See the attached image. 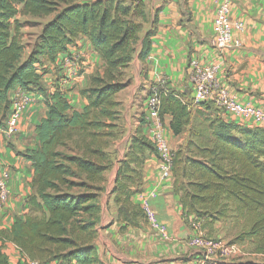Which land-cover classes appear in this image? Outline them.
Returning <instances> with one entry per match:
<instances>
[{
	"label": "trees",
	"instance_id": "trees-1",
	"mask_svg": "<svg viewBox=\"0 0 264 264\" xmlns=\"http://www.w3.org/2000/svg\"><path fill=\"white\" fill-rule=\"evenodd\" d=\"M58 8L22 58L18 27L13 24L18 13L47 16ZM157 20L155 11L151 27L141 37L146 21L142 0H0V130L10 108V90L19 87L39 93L46 107L34 129L36 147L20 153L32 169L27 211L14 216L9 229H0V239L16 245L26 259L40 264H105L94 240L105 173L113 163L109 149L122 133L116 96L130 83L124 76L134 55L146 77L145 61ZM80 37L89 41L102 70L93 72L79 89L85 106L76 110L58 88L48 93L37 65L54 63ZM151 95L158 100L161 123L169 115L175 136L191 135L172 152L171 169L172 189L179 196L186 224L196 220L206 228L232 220L240 226L234 241L248 242L250 253L264 256V128L216 117L212 137L193 140L202 132L190 130L191 102L161 83L150 85L146 96ZM145 122L144 114L128 138L110 191L122 230L144 220L132 197L142 191L147 156H157L155 145L143 132ZM0 264H9L1 250ZM218 264L264 261L233 258Z\"/></svg>",
	"mask_w": 264,
	"mask_h": 264
},
{
	"label": "crops",
	"instance_id": "crops-1",
	"mask_svg": "<svg viewBox=\"0 0 264 264\" xmlns=\"http://www.w3.org/2000/svg\"><path fill=\"white\" fill-rule=\"evenodd\" d=\"M142 1L145 4L146 21L143 23L140 36L142 37L151 27L155 11L158 20L156 33L152 37L151 52L145 61L146 77L141 72L142 63L134 55L130 63L133 71L131 84L118 93V101L122 102L123 93L130 94L132 91L133 98L126 106L124 105V112L128 113L130 118L138 117L136 112L145 114L146 97L140 100V106L134 103L140 84L150 87L152 83H161L170 90L181 92L184 99L191 102L196 76L190 65L191 60L197 59L205 64L215 62L218 58L210 39L213 35L216 6L223 0ZM231 2V18L242 21L244 30L240 33L235 32V37L240 41L239 46L227 48L220 57L215 84L227 89L240 101L251 102L264 108V0ZM69 53L86 56L83 73L76 77L55 62H48L46 66L42 65L45 67L43 76L45 83H42L48 93L58 88L74 109L82 110L85 100L80 96L79 89L85 85L87 72L91 69L88 63H92L93 72L95 65L99 66V63L102 65V62L84 37H80L74 45L69 46L68 52L59 54L56 61ZM21 91L16 87L8 92V96L11 98ZM25 93L29 95L31 101L20 116L18 134L10 140H5L0 135V174L3 171L8 173L7 184L10 192L7 202L0 205V229H9L14 216H22L27 211L26 199L31 193L29 187L32 178L31 163L20 153L36 147L38 139L34 129L45 116L46 107L41 94ZM204 104L206 105H202L203 108L202 106L192 108V117L197 114L196 109L201 108V112H212L216 117L242 125L239 119L228 116L214 102ZM145 120L143 132L148 138H151L152 134L160 133L172 150L181 144L182 140L175 139L182 135L175 136L170 129L169 115L163 116V123L160 126L153 118L145 116ZM256 126L264 128L261 125ZM129 131L128 129L124 137L126 140H116L111 145L114 152L113 163L105 173L103 192L99 198L98 232L94 240L100 259L105 264H201L203 253L188 245L193 233L182 218L179 196L172 189V174L167 178L160 176V162L153 154L148 155L144 163L142 191L134 195L132 201L141 206L142 195L148 199L157 219L166 226L169 239L161 240L144 220L137 226L120 229L122 223L117 220V206L110 191L114 185L119 160L128 146ZM112 148L109 150L112 151ZM151 192H155V196H151ZM0 250L8 257L9 264H23V255L12 242L0 239ZM47 264L60 263L53 261Z\"/></svg>",
	"mask_w": 264,
	"mask_h": 264
},
{
	"label": "built area",
	"instance_id": "built-area-1",
	"mask_svg": "<svg viewBox=\"0 0 264 264\" xmlns=\"http://www.w3.org/2000/svg\"><path fill=\"white\" fill-rule=\"evenodd\" d=\"M231 6V0H223L216 6L213 19V35L210 39V43L215 48L218 58L215 62L205 64L200 63L197 59H193L190 62V65L196 73L191 107L198 108L204 103L212 101L217 107L228 114V116L239 119L244 126H264L263 107L257 106L251 102L240 101L227 89L221 88L215 84V75L220 66V57L227 48L239 46L240 41L235 37V32L240 33L244 30L242 21L232 20ZM79 57H81L80 54L69 53L62 59L55 61V64L68 70L70 75L78 76L83 62V59L80 60ZM30 101L29 95L24 91L18 92L10 98V108L5 118L4 128L0 130V135L5 140H10L18 134L20 116L29 105ZM145 116L153 118L157 125L160 126L161 121L158 116V100L154 95L145 98ZM149 139L153 142L157 150L156 157L160 162L159 174L162 178H167L172 174L173 150L161 137L160 133L152 134V137ZM7 178L8 173L3 171L0 174V205L6 203L10 196ZM150 194L151 196H155V192H151ZM140 207L144 214V221L149 228L153 230L161 240H168L169 235L166 226L159 222L155 212L149 205L148 199L143 195ZM190 225L193 234L188 240V245L203 253L201 264H207V262L210 264H218L231 260L227 257L237 251L234 245H229L219 240L206 237L201 222L199 221L194 220ZM22 259L26 264H40L38 261H30L24 256Z\"/></svg>",
	"mask_w": 264,
	"mask_h": 264
},
{
	"label": "rangeland",
	"instance_id": "rangeland-1",
	"mask_svg": "<svg viewBox=\"0 0 264 264\" xmlns=\"http://www.w3.org/2000/svg\"><path fill=\"white\" fill-rule=\"evenodd\" d=\"M124 1L130 2L132 0H124ZM58 11H59V8L55 12L47 16H31V15H22L21 13H18V15L16 16V20L13 22V24L14 26L18 27L17 38L19 42L21 43V45L23 46L22 58H25L27 56V54L29 53V51L31 50L35 42L37 41L40 31L42 27L44 26V24L47 23L51 18H53V16ZM80 56L81 57H79V59L80 60L83 59V62L81 64L82 67L80 71L78 72L79 74L83 73L84 70L82 69L84 68L85 63H86V60H85L86 56L84 54L83 55L80 54ZM47 63H48L47 61H43L42 64L37 65L38 72L42 73L41 81L44 83H45V80L43 76L45 72H43V70H45L44 66H46ZM88 64H89L88 66H90L91 69L88 70L87 72L88 75L86 77L85 85L88 83L89 76L93 72L95 71L101 72L102 70V65L99 63V66L95 65V67L93 68L94 70L92 72V63H88ZM136 73H137V69L135 68V76H136ZM124 78H129V82H130L129 85H130L132 78H133V71H132L131 65H129L128 69L125 71ZM85 85H83L82 87H84ZM148 89H149L148 85L145 86L143 84H140L136 91V95H135L136 99L134 100V103L140 106L141 105L140 100H143V98L147 97L146 95H147ZM138 91L140 93H138ZM118 96L119 95L117 94L116 96L117 101H118ZM121 98H122L123 103L119 101V105H120L119 106V114H120L119 124H120L122 133L117 140H124V139L126 140V138H124L126 135V132L129 129L130 131L128 133V136L130 137L132 135L135 127L138 125V123L136 124V122L139 121L141 114H139V112H136V114L139 116L138 117L132 116L134 118H130L128 113L124 112V107L126 106V104L129 103V100L133 98L132 91H130V94L128 92L127 93L124 92ZM204 106H202L201 108H203ZM201 108L196 109L197 114H194L191 119L190 130L192 132H196L197 130L201 131L202 136L195 135L193 136V140H206V138L209 139L212 137V130H213L212 123H213V120H215L216 116L212 112H205V111L201 112ZM232 135H233V138L234 137L237 138L236 133H232ZM190 136L191 135H189V133L183 134L179 139H175V140H182L181 144H183L185 143L186 140L190 138ZM177 147L175 148V150L177 149ZM111 148L112 146H110V149ZM126 150L127 149H125V151ZM109 152H111L112 157H113L114 156L113 148H112V151L110 150ZM189 227L191 228V225ZM202 229L204 230L206 237L214 239V240H219L229 245H234L237 248V251L235 253L227 257L228 259L243 258V259L253 260L256 262L264 261V256L255 255L253 253H250L251 246L248 242L239 243V242L234 241L235 234H237L240 231V226L234 223L232 220L217 221L214 225L210 227L202 228Z\"/></svg>",
	"mask_w": 264,
	"mask_h": 264
}]
</instances>
